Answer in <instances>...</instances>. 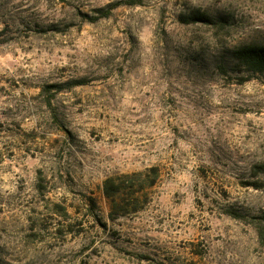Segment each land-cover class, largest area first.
Segmentation results:
<instances>
[{"label":"rangeland","instance_id":"1","mask_svg":"<svg viewBox=\"0 0 264 264\" xmlns=\"http://www.w3.org/2000/svg\"><path fill=\"white\" fill-rule=\"evenodd\" d=\"M124 1L0 0V264H264V0Z\"/></svg>","mask_w":264,"mask_h":264},{"label":"trees","instance_id":"2","mask_svg":"<svg viewBox=\"0 0 264 264\" xmlns=\"http://www.w3.org/2000/svg\"><path fill=\"white\" fill-rule=\"evenodd\" d=\"M126 4H135V0H126ZM109 11L102 12L107 15ZM182 22L200 21L209 23L207 14L199 10L191 14H181ZM235 66L244 69L245 72H264V45L257 42H245L238 44L233 49ZM157 167L152 166L143 171L121 173L106 177L101 186L103 196L109 202V216L120 217L141 210L148 201L149 188L156 182ZM150 172V173H149Z\"/></svg>","mask_w":264,"mask_h":264}]
</instances>
